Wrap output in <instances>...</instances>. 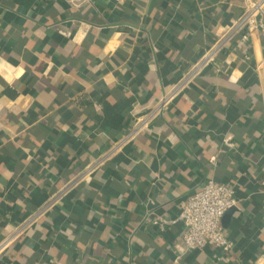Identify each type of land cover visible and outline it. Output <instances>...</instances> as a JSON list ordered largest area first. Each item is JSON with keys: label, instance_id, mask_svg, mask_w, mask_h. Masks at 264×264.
Returning a JSON list of instances; mask_svg holds the SVG:
<instances>
[{"label": "crops", "instance_id": "obj_1", "mask_svg": "<svg viewBox=\"0 0 264 264\" xmlns=\"http://www.w3.org/2000/svg\"><path fill=\"white\" fill-rule=\"evenodd\" d=\"M243 5L0 0V264H264V48ZM210 178L236 189L233 248L183 254Z\"/></svg>", "mask_w": 264, "mask_h": 264}, {"label": "built area", "instance_id": "obj_2", "mask_svg": "<svg viewBox=\"0 0 264 264\" xmlns=\"http://www.w3.org/2000/svg\"><path fill=\"white\" fill-rule=\"evenodd\" d=\"M243 6V14L238 23L241 29L248 30L243 38L247 39L254 30L259 31L264 48V0H244ZM216 49H210L207 58H210ZM168 100V96L164 97L157 105L155 112H161ZM149 120L150 118L142 119L138 127L147 126ZM226 143L229 147L233 146L229 139L226 140ZM119 147L120 143L116 144L115 149ZM92 170L90 168L80 178L84 179ZM238 202L234 183L219 181L215 178L208 179L198 192L190 196L180 212L179 218L184 223L182 253L203 249L208 245L219 247L226 253L230 252L233 242L226 233L223 218L229 210L237 206ZM170 222L172 221L166 218L154 220V223L158 224L161 229H164ZM9 243L10 239L0 243V255Z\"/></svg>", "mask_w": 264, "mask_h": 264}]
</instances>
